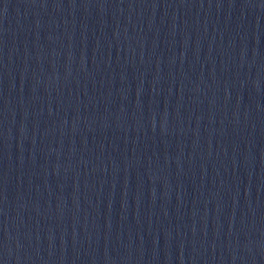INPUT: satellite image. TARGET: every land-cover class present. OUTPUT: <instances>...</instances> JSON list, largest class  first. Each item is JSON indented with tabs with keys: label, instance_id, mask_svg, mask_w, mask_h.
I'll return each instance as SVG.
<instances>
[{
	"label": "water",
	"instance_id": "95a60500",
	"mask_svg": "<svg viewBox=\"0 0 264 264\" xmlns=\"http://www.w3.org/2000/svg\"><path fill=\"white\" fill-rule=\"evenodd\" d=\"M0 264H264V0H0Z\"/></svg>",
	"mask_w": 264,
	"mask_h": 264
}]
</instances>
